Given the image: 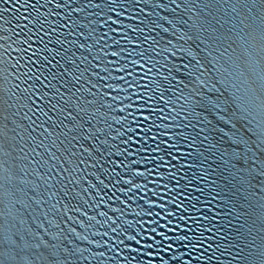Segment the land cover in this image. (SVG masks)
Returning <instances> with one entry per match:
<instances>
[{
  "label": "snow or ice",
  "instance_id": "6c2138e0",
  "mask_svg": "<svg viewBox=\"0 0 264 264\" xmlns=\"http://www.w3.org/2000/svg\"><path fill=\"white\" fill-rule=\"evenodd\" d=\"M0 264H264V0H0Z\"/></svg>",
  "mask_w": 264,
  "mask_h": 264
}]
</instances>
